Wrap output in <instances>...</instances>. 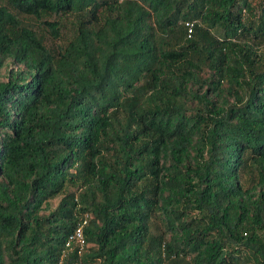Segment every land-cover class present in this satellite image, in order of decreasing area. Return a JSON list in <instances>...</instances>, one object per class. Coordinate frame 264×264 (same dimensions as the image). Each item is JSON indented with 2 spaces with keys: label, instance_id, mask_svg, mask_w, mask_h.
<instances>
[{
  "label": "trees",
  "instance_id": "trees-1",
  "mask_svg": "<svg viewBox=\"0 0 264 264\" xmlns=\"http://www.w3.org/2000/svg\"><path fill=\"white\" fill-rule=\"evenodd\" d=\"M0 264H264V0H0Z\"/></svg>",
  "mask_w": 264,
  "mask_h": 264
},
{
  "label": "built area",
  "instance_id": "built-area-1",
  "mask_svg": "<svg viewBox=\"0 0 264 264\" xmlns=\"http://www.w3.org/2000/svg\"><path fill=\"white\" fill-rule=\"evenodd\" d=\"M190 34L192 33V25L189 26ZM89 215L86 214L80 219V225L76 228V230L71 233V236L68 238L65 246V251L63 253L62 260L66 259L68 255L77 253L82 255L87 249L86 237L84 234V226L87 224V219Z\"/></svg>",
  "mask_w": 264,
  "mask_h": 264
},
{
  "label": "rangeland",
  "instance_id": "rangeland-1",
  "mask_svg": "<svg viewBox=\"0 0 264 264\" xmlns=\"http://www.w3.org/2000/svg\"><path fill=\"white\" fill-rule=\"evenodd\" d=\"M29 21H31V22H33V23H35L36 24V22H34L33 20H29ZM31 22H29V23H31ZM46 35V34H45ZM47 39H48V41H49V44H52V39L50 38V36L49 35H47ZM57 202L58 201H55L54 203H55V205H57Z\"/></svg>",
  "mask_w": 264,
  "mask_h": 264
}]
</instances>
